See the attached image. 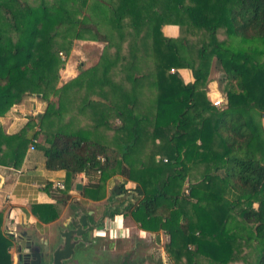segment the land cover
<instances>
[{
	"label": "trees",
	"instance_id": "obj_1",
	"mask_svg": "<svg viewBox=\"0 0 264 264\" xmlns=\"http://www.w3.org/2000/svg\"><path fill=\"white\" fill-rule=\"evenodd\" d=\"M76 39L104 46L60 85ZM215 80L223 108L207 93ZM27 94H41L45 110L14 133L0 125V165L20 168L34 145L47 169L66 171L56 203L31 206L42 222L59 217L78 173L98 198L122 172L142 189L124 214L168 235L172 264H264L253 206L264 205V0H0V116ZM167 125L179 165L150 167ZM124 184L113 194H128ZM14 238L0 213V264H13Z\"/></svg>",
	"mask_w": 264,
	"mask_h": 264
},
{
	"label": "crops",
	"instance_id": "obj_2",
	"mask_svg": "<svg viewBox=\"0 0 264 264\" xmlns=\"http://www.w3.org/2000/svg\"><path fill=\"white\" fill-rule=\"evenodd\" d=\"M165 27L164 30L166 32V35L174 36L171 32H173L174 28H176L177 26L165 25ZM178 71L185 82H191L194 80L193 74L189 69L180 68L178 69ZM207 93L208 96H214L219 93L218 84L216 81L209 83ZM22 102H20L19 104H15V107L13 108L23 105ZM38 110L34 111L33 114H35V116L41 117L43 112L40 110V108ZM11 118L12 115L9 114L0 116V124L8 133H14L19 130L15 128L18 127L17 124H19V122H22L11 120ZM25 120L26 123L29 119L25 118ZM25 123H23V126ZM262 123L264 126V118L262 119ZM177 133L178 132L176 128L173 127V125H167L164 128V154L150 156L148 159V165L150 167L179 165L178 163L174 162V157L176 156L175 147L170 141V138ZM39 139L44 143L45 135L43 133L40 134ZM58 182L66 185L68 184L66 171L47 169L45 167V156L43 155V152L37 147H35L34 149H31V147H29L24 162L20 168L0 165V213H3L4 229H7L8 225H11L10 228H13L11 229V231H9V233L13 234L16 238L17 236H19V229L22 228L21 233L26 235V237H31V234L29 232L31 228L34 227V230L36 231H47L50 226L54 225L58 221L64 220L63 218L65 217L66 210H68L69 208L70 211L71 209L73 210L74 205L76 203H79L85 206L92 207L104 213L105 218L103 219L101 225L98 227H91V230H99L103 228L104 231L107 230V232H110L111 236L115 237L118 235V237L122 238L124 232L130 234L131 231V233L133 234V229L135 226L137 227L136 230L139 231L138 236H140L141 238H143L144 236V238L148 239V236L152 235L150 231L141 229L137 222L131 217V215L124 214L126 207L130 203H133L135 201V196L141 194L142 189L137 185L135 181L129 180L122 172H117L108 177L105 182L103 193H100L98 198L85 196L84 190L87 183V177L83 172L78 173L77 178L74 180L71 188L68 190L70 198L67 200L65 205L61 206L60 208L59 217L50 223L42 222L32 212L31 206L35 203H56L57 198L61 197L63 193V191H57V188H55ZM78 182L82 183V189H77L76 185ZM123 182H125V188L128 189L129 193L113 194L115 186ZM49 183L51 184L50 187H48ZM130 194H133V200L124 207L122 212H120V206L128 200ZM109 197H111V199L113 200V203L111 204L112 206L110 207L105 206L102 203ZM122 197L126 198L123 202H121ZM253 206L262 212L263 226L258 232L259 234L264 235V205L259 201L254 200ZM113 211L116 213L114 214V216L112 215ZM157 234L160 235V241H158L157 237L156 241L158 243H161V240L164 239L163 231H160ZM166 237H168V235ZM123 261L124 259L122 260V262Z\"/></svg>",
	"mask_w": 264,
	"mask_h": 264
},
{
	"label": "rangeland",
	"instance_id": "obj_3",
	"mask_svg": "<svg viewBox=\"0 0 264 264\" xmlns=\"http://www.w3.org/2000/svg\"><path fill=\"white\" fill-rule=\"evenodd\" d=\"M164 27L162 30L166 34ZM171 33H173L174 36L179 35V26L174 28V31ZM103 46L104 43L98 41L76 39L69 56L65 57L63 55L66 59V63L60 70V85L76 77L82 70L96 64ZM219 74L218 70L214 68L211 78L217 79ZM219 93L214 96L210 95L209 97L211 101L222 98L224 104L219 107L223 108L225 107L226 97L220 90ZM22 101L23 105L13 108L15 107L14 105L6 113L12 115L11 120L24 121L23 123H25V118H36L35 114H33L34 111L40 108V110L44 112L46 107V101L42 99L41 94H27L23 97ZM22 122H19V124H17L19 128L17 127L15 129H20L23 126ZM38 141L43 142L39 138ZM109 201L110 198L102 203L107 205ZM68 211L69 209L66 210L65 217L63 218L64 220L62 221H65L69 213ZM62 221H58L50 226L47 231H36L34 227L31 228L29 230L32 240L31 248L25 247L26 241L20 237V235H22V228H20L18 231L19 236L16 237L17 239H14V245L10 248L13 264H17L18 255L24 253L29 254V264H52L55 249L65 244V231L76 227V225L73 226V224L65 227ZM10 227L11 225H8L7 229L5 228L6 231H11L13 227ZM136 229L137 227L134 226L133 234L131 231L130 234L124 232L122 238L118 237V235L115 237L111 236V233L107 232V230L104 231L103 228L99 230L89 229L80 235L74 233L72 242H76V246L73 256L68 259H62L61 262L62 264H122V260L125 258L129 260V264H172L164 248L168 241L165 232H163L164 239L161 240V243H158L155 240V237L158 235L157 233L151 236L149 235V238L146 239L144 236L143 238L138 236L139 231Z\"/></svg>",
	"mask_w": 264,
	"mask_h": 264
},
{
	"label": "water",
	"instance_id": "obj_4",
	"mask_svg": "<svg viewBox=\"0 0 264 264\" xmlns=\"http://www.w3.org/2000/svg\"><path fill=\"white\" fill-rule=\"evenodd\" d=\"M76 187L77 189H82V183L78 182ZM132 200H133V194H130L128 200L120 206L119 211L122 212L124 207ZM71 217L79 220L81 224L76 226L74 229L65 231L64 233L65 244L55 249L52 264H62L61 262L62 259H68L73 256L76 246V242H72V237L74 233L80 235L91 229V227H98L101 225L103 219L105 218L104 213L102 211L96 210L92 207L85 206L79 203H76L74 205V208L71 213ZM157 239L158 241H160V235L157 236Z\"/></svg>",
	"mask_w": 264,
	"mask_h": 264
},
{
	"label": "flooded vegetation",
	"instance_id": "obj_5",
	"mask_svg": "<svg viewBox=\"0 0 264 264\" xmlns=\"http://www.w3.org/2000/svg\"><path fill=\"white\" fill-rule=\"evenodd\" d=\"M109 198H110L109 203L107 205H105V206H108V207L112 206L111 204L113 203V200L111 199V197H109ZM71 211H72V209H71ZM71 211H70V208H69V211H68L69 213H68L65 221H62V223H63V225L65 227H68L70 224H73V226L74 225L78 226V225L81 224V222L79 220L71 217ZM107 211H108V208H107ZM20 237L21 238H25V241H26L25 247L26 248H31L32 247L31 237H28V236L26 237V235H24V234L20 235ZM29 262L30 261H29V254L28 253H24L22 255H20V254L18 255L17 264H29ZM122 264H129V262L127 263L126 259L124 258V261L122 262Z\"/></svg>",
	"mask_w": 264,
	"mask_h": 264
},
{
	"label": "built area",
	"instance_id": "obj_6",
	"mask_svg": "<svg viewBox=\"0 0 264 264\" xmlns=\"http://www.w3.org/2000/svg\"><path fill=\"white\" fill-rule=\"evenodd\" d=\"M213 103H214V105L215 106H221V105H223L224 104V101H223V99L222 98H219V99H216V100H213ZM35 148V146L34 145H31V149H34ZM56 187H58V188H64L65 187V184H63V183H61V182H58L57 184H56Z\"/></svg>",
	"mask_w": 264,
	"mask_h": 264
}]
</instances>
